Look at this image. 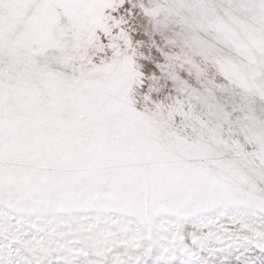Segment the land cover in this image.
I'll return each mask as SVG.
<instances>
[{
	"label": "rangeland",
	"instance_id": "1",
	"mask_svg": "<svg viewBox=\"0 0 264 264\" xmlns=\"http://www.w3.org/2000/svg\"><path fill=\"white\" fill-rule=\"evenodd\" d=\"M0 264H264V0H0Z\"/></svg>",
	"mask_w": 264,
	"mask_h": 264
}]
</instances>
